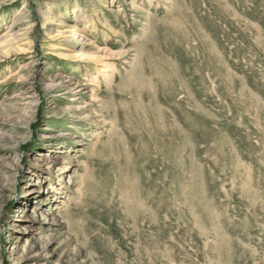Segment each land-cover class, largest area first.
<instances>
[{
  "label": "rangeland",
  "instance_id": "obj_1",
  "mask_svg": "<svg viewBox=\"0 0 264 264\" xmlns=\"http://www.w3.org/2000/svg\"><path fill=\"white\" fill-rule=\"evenodd\" d=\"M0 264H264V0H0Z\"/></svg>",
  "mask_w": 264,
  "mask_h": 264
},
{
  "label": "bare ground",
  "instance_id": "obj_2",
  "mask_svg": "<svg viewBox=\"0 0 264 264\" xmlns=\"http://www.w3.org/2000/svg\"><path fill=\"white\" fill-rule=\"evenodd\" d=\"M106 51H104V53H105ZM103 53V52H102ZM106 54V53H105ZM114 54V53H113ZM119 56H121L122 54H118ZM138 59H139V57H138V55L137 56H135V58H134V60L136 61L135 62V64L136 63H138ZM104 73H105V81L107 82V83H109V84H112V80L114 79V75L112 74V71H110L109 69H106V70H104Z\"/></svg>",
  "mask_w": 264,
  "mask_h": 264
}]
</instances>
